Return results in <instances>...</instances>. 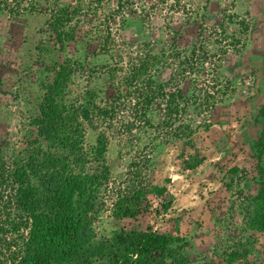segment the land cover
Wrapping results in <instances>:
<instances>
[{"label": "rangeland", "instance_id": "1", "mask_svg": "<svg viewBox=\"0 0 264 264\" xmlns=\"http://www.w3.org/2000/svg\"><path fill=\"white\" fill-rule=\"evenodd\" d=\"M54 4L80 6L74 21H82L79 28L83 31L91 26L109 27L117 44L111 58L98 54L96 42H91L89 50L97 55L87 60L90 64L108 61L121 68L118 76L137 63L139 50L164 51L150 73H154V80L166 83L167 91L181 88L190 97L180 122L192 126L195 146L204 156L200 164L185 168L179 153L187 152L181 143L174 147L173 143H163L162 138L151 145L147 142L154 130L126 131L125 121L131 114L128 107L132 104L126 100L110 125L99 123L97 129L87 128L85 146L94 142L99 130H105L108 136L106 160L111 174L102 192L106 205L96 220V231L107 235L114 228L126 227L180 234L189 240L192 256L213 258L220 248L245 234L241 229L239 193L235 191L232 196L223 185L226 170L234 165L244 168L240 186L246 190L255 186L250 143L259 132L254 117L264 102V0H0V146L8 170L14 159L23 157L22 149L36 135L30 117L41 95L39 82L45 76V66L53 60L61 62L66 56H84L82 37L68 43L64 51L55 49L48 55H38L36 45L40 40L44 47L53 49L43 24ZM88 7L92 12L84 15ZM227 14L234 16L239 28L247 24L248 29L238 34L237 51L230 45L222 53L215 39L220 32L217 26ZM194 24H202V36L207 37L208 61L203 64L190 61L197 54H191L198 42V25ZM228 28L233 31L230 24ZM143 41L148 46L142 47ZM221 42L226 44L228 40ZM214 52L215 57H210ZM86 83L98 92L100 104L113 94L107 74L102 70L91 73L87 66L76 71L68 98ZM206 95L211 97L207 99ZM136 178L146 187H165L163 194L170 202L164 207L161 199L150 193L148 212L117 219L111 214L116 193ZM263 247L259 235L250 255L253 263L264 264Z\"/></svg>", "mask_w": 264, "mask_h": 264}, {"label": "trees", "instance_id": "2", "mask_svg": "<svg viewBox=\"0 0 264 264\" xmlns=\"http://www.w3.org/2000/svg\"><path fill=\"white\" fill-rule=\"evenodd\" d=\"M122 4L120 1L119 6ZM10 11L14 13L13 9ZM80 11L78 5L54 4L47 12L49 18L43 28L53 49L44 47L40 40L36 45L38 55L43 52L48 55L55 49L64 51L68 43L82 37L85 40L80 47L84 56L81 59L66 56L61 62L53 60L45 66V76L39 82L41 95L30 117L36 135L22 149L23 157L11 162L10 170L6 168L0 146V264H255L250 255L259 235L264 241V102L254 117L259 132L250 143L255 186L248 190L240 186L245 170L236 165L226 170L223 180L225 189L232 196L238 191L242 201L243 236L220 248L213 258L202 259L192 256L191 244L184 235L151 228L119 227L107 235L96 231V220L106 205L102 192L111 174L106 160L108 136L105 130H99L94 142L85 146L87 128L97 129L99 123L109 122L110 125L126 100L132 103L128 107L131 114L124 125L126 131L154 130V136L147 142L151 145L162 138L163 143H173L174 147L181 143L187 152L179 153L180 163L185 168L200 164L204 156H200L195 146L192 126L180 122L188 110L190 97L181 88L167 91L166 83L154 80V73H150L164 51L139 50L137 63L121 76L117 75L121 68L108 61L90 64L87 58L97 55L89 50L91 42H96L98 54L109 58L117 44L107 26H91L84 31L79 28L82 21L74 19ZM88 12H92V8L88 7L83 13L87 15ZM229 24L233 31L228 28ZM195 25H198V42L192 46L191 54H197L190 61L203 64L208 61L207 37L202 36L203 25ZM236 25L234 16L227 14L217 26L220 32L215 41L222 53H226L230 45L238 50V34L244 33L248 26L240 24L239 28ZM226 39V44L221 42ZM142 43V47L148 46L147 42ZM215 55L214 52L210 57ZM195 63L191 64L193 69ZM87 66L91 73L102 70L113 85V94L104 104L97 101L98 92L87 83L80 92L68 98L76 71ZM206 96L207 99L211 97ZM165 190L157 185L146 187L137 178L131 180L116 193L111 214L123 219L148 212L150 193L161 199L166 207L170 201L164 197ZM261 255L264 261V247Z\"/></svg>", "mask_w": 264, "mask_h": 264}]
</instances>
